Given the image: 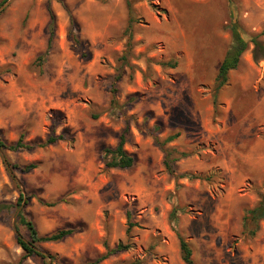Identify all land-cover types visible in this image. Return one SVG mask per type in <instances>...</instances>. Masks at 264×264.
Returning a JSON list of instances; mask_svg holds the SVG:
<instances>
[{
  "label": "rangeland",
  "instance_id": "obj_1",
  "mask_svg": "<svg viewBox=\"0 0 264 264\" xmlns=\"http://www.w3.org/2000/svg\"><path fill=\"white\" fill-rule=\"evenodd\" d=\"M235 22L264 31V0H12L0 11V264H44L16 241L28 238L19 211L42 236L74 229L41 244L62 264H185L178 236L194 264H264V220L247 213L264 193V59L251 43L213 99ZM126 126L134 164L107 167ZM51 131L65 139L7 148Z\"/></svg>",
  "mask_w": 264,
  "mask_h": 264
},
{
  "label": "trees",
  "instance_id": "obj_2",
  "mask_svg": "<svg viewBox=\"0 0 264 264\" xmlns=\"http://www.w3.org/2000/svg\"><path fill=\"white\" fill-rule=\"evenodd\" d=\"M6 0H2L0 2V5L4 3ZM51 21L53 22V16L51 15ZM227 28L230 30L231 35V42L229 46L227 47L222 60L220 61L216 75L214 78L215 86H214V103L217 92L226 84L228 80V73L232 70H236L239 67L240 64V58L241 55L248 49V44L251 43L253 45L251 55L252 59L254 61H257L259 58L264 59V44L262 41L259 40V36L261 34H264V31H262L259 34L252 35L245 32L239 24L232 23L227 26ZM53 37V28L50 29V36L47 42V49L51 45V39ZM46 49V51H47ZM46 51L43 55H45ZM42 55V56H43ZM41 58V57H40ZM120 76L116 77V80L119 79ZM127 126L123 129L121 134L119 135L118 142L115 147L113 148H106L104 149L105 154H109L112 156V160L106 163L107 167H114V168H120L125 169L129 168L134 164V157L126 152L124 149V144L126 141L125 134L127 133ZM179 136L178 133L170 134L162 141V144L169 143L174 141ZM65 136L63 134L55 135L54 131H51L47 138L44 141H38V142H25L23 134H20L18 138L10 145L7 146L8 149L12 151H16L22 148L25 149H35V148H41L45 147L47 145L55 144L56 142L60 140H64ZM0 147H6L4 143L0 141ZM183 156H186L184 152L182 153ZM176 160V159H174ZM164 166L169 168L168 161L164 159ZM16 165H13L15 167ZM36 167L35 163H30L28 165H25L22 167L23 171H29ZM170 172H173L170 170ZM183 176V175H181ZM192 179H199V180H211V175H192ZM263 183H264V177H263ZM19 197L16 201V206L22 207L23 204H27V200L24 198V195L22 193H19ZM48 205H51L50 203ZM248 215L252 219V221L257 222L258 220H264V193L260 194L259 200L256 203V205L247 211ZM19 223L25 227V229L28 232V238H24L19 233L16 235V241L21 247V249L24 252V257H31L36 256L43 260L44 264H62L58 258L57 255L47 253L42 250L41 244L45 242H54V241H60L64 239L67 236H70L73 234L74 229L72 228H63L58 229L50 234L47 235H40L35 228L32 221L27 219L22 211H19ZM129 218V213H128ZM135 223L129 222V227L131 228L134 226ZM179 241V248L181 252L182 260L185 264H194L192 260V250L189 247L188 243L184 241L180 236H178ZM130 248V243H118L115 247L108 250L107 254L114 255L123 251H126ZM103 257L86 261L82 264H102ZM8 264H19V263H8ZM137 264H140L139 261H137Z\"/></svg>",
  "mask_w": 264,
  "mask_h": 264
},
{
  "label": "water",
  "instance_id": "obj_3",
  "mask_svg": "<svg viewBox=\"0 0 264 264\" xmlns=\"http://www.w3.org/2000/svg\"><path fill=\"white\" fill-rule=\"evenodd\" d=\"M11 1H12V0H6L4 3H2V4L0 5V11H1L5 6H7Z\"/></svg>",
  "mask_w": 264,
  "mask_h": 264
}]
</instances>
